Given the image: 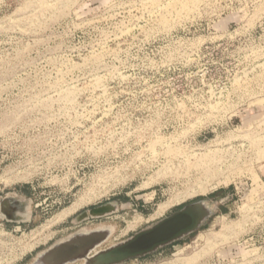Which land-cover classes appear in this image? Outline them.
Segmentation results:
<instances>
[{
    "label": "rangeland",
    "instance_id": "374dc122",
    "mask_svg": "<svg viewBox=\"0 0 264 264\" xmlns=\"http://www.w3.org/2000/svg\"><path fill=\"white\" fill-rule=\"evenodd\" d=\"M6 197L29 205L0 212V264L200 200L197 232L124 264H264V0H0Z\"/></svg>",
    "mask_w": 264,
    "mask_h": 264
},
{
    "label": "water",
    "instance_id": "95a60500",
    "mask_svg": "<svg viewBox=\"0 0 264 264\" xmlns=\"http://www.w3.org/2000/svg\"><path fill=\"white\" fill-rule=\"evenodd\" d=\"M29 202L21 198L0 199V212L8 221H25L16 217L18 210H26ZM119 203L108 202L85 211L78 223L99 219L119 210ZM216 206L200 200L186 205L131 238L104 250H97L110 237L108 230H81L41 252L32 264H124L147 257L161 248L178 242L197 232L215 213Z\"/></svg>",
    "mask_w": 264,
    "mask_h": 264
},
{
    "label": "bare ground",
    "instance_id": "6f19581e",
    "mask_svg": "<svg viewBox=\"0 0 264 264\" xmlns=\"http://www.w3.org/2000/svg\"><path fill=\"white\" fill-rule=\"evenodd\" d=\"M102 230H108L109 232H111L109 228H103ZM90 231H92V230H90Z\"/></svg>",
    "mask_w": 264,
    "mask_h": 264
},
{
    "label": "flooded vegetation",
    "instance_id": "af4514ba",
    "mask_svg": "<svg viewBox=\"0 0 264 264\" xmlns=\"http://www.w3.org/2000/svg\"><path fill=\"white\" fill-rule=\"evenodd\" d=\"M192 234H194V233H192ZM192 234H190V235H192Z\"/></svg>",
    "mask_w": 264,
    "mask_h": 264
},
{
    "label": "trees",
    "instance_id": "16d2710c",
    "mask_svg": "<svg viewBox=\"0 0 264 264\" xmlns=\"http://www.w3.org/2000/svg\"><path fill=\"white\" fill-rule=\"evenodd\" d=\"M148 257V256H147Z\"/></svg>",
    "mask_w": 264,
    "mask_h": 264
}]
</instances>
